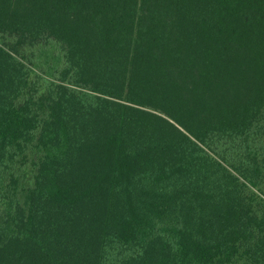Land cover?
Segmentation results:
<instances>
[{
  "label": "trees",
  "instance_id": "trees-1",
  "mask_svg": "<svg viewBox=\"0 0 264 264\" xmlns=\"http://www.w3.org/2000/svg\"><path fill=\"white\" fill-rule=\"evenodd\" d=\"M0 264H264V0H0Z\"/></svg>",
  "mask_w": 264,
  "mask_h": 264
}]
</instances>
